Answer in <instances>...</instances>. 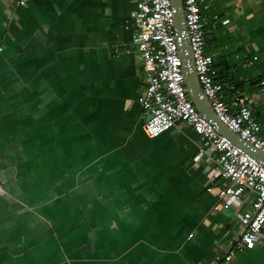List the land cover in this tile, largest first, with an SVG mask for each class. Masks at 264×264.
I'll list each match as a JSON object with an SVG mask.
<instances>
[{
    "label": "crops",
    "instance_id": "1",
    "mask_svg": "<svg viewBox=\"0 0 264 264\" xmlns=\"http://www.w3.org/2000/svg\"><path fill=\"white\" fill-rule=\"evenodd\" d=\"M133 9L0 0V264H202L239 237L200 135L181 121L144 132L143 62L122 46ZM203 15L223 81L254 97L264 135V0H211ZM232 264H264V230Z\"/></svg>",
    "mask_w": 264,
    "mask_h": 264
},
{
    "label": "built area",
    "instance_id": "2",
    "mask_svg": "<svg viewBox=\"0 0 264 264\" xmlns=\"http://www.w3.org/2000/svg\"><path fill=\"white\" fill-rule=\"evenodd\" d=\"M210 1L183 0L184 30L180 34L175 26L172 0H133L131 18L137 32L132 42L122 46L136 45L143 62L147 86L138 102L145 112L143 129L146 135L158 137L175 127L178 121L188 124L202 138L198 158L210 157L216 173L227 180L219 194L230 197L236 204L241 232L224 253L202 264H232L237 253L257 245L264 230V161L221 134L212 119L197 109L187 86L181 56L183 39L189 45L187 51L192 55L201 90L220 120L263 152L264 135L252 107L254 97L240 89L231 92L229 82L218 80L216 56L208 51L207 23L203 15V5L209 6ZM24 3L25 0H20V4ZM230 204L223 206L228 208Z\"/></svg>",
    "mask_w": 264,
    "mask_h": 264
},
{
    "label": "water",
    "instance_id": "3",
    "mask_svg": "<svg viewBox=\"0 0 264 264\" xmlns=\"http://www.w3.org/2000/svg\"><path fill=\"white\" fill-rule=\"evenodd\" d=\"M173 5L175 7V26L177 27L180 34H183L184 30V7L183 0H172ZM189 48L188 43L185 39L182 40L181 43V56L184 59V66L186 72V80L187 86L190 92V96L196 105L199 112H201L208 119H212V121L218 126V130L221 134L225 135L229 139H231L235 144L240 146L245 151L249 152L255 158L264 161V152L261 150L255 149L249 143H247L243 138L239 136L238 133L231 130L224 122L220 120L217 114L214 112L210 101L203 94L197 73L194 69L192 55L187 51Z\"/></svg>",
    "mask_w": 264,
    "mask_h": 264
},
{
    "label": "trees",
    "instance_id": "4",
    "mask_svg": "<svg viewBox=\"0 0 264 264\" xmlns=\"http://www.w3.org/2000/svg\"><path fill=\"white\" fill-rule=\"evenodd\" d=\"M216 67L218 68V70H219V75H218V80H220V81H223V80H227V79H225V78H230L229 77V75H228V72H227V70L229 69V66H226V63H225V61L223 60H221V59H219L218 60V62H216ZM254 82H256V81H254ZM244 84H242V83H239V85H237V88H240V90L243 92H245V87L243 86ZM252 86H253V84H252ZM236 90H238V89H235V91ZM234 91V90H233ZM232 92V91H231ZM256 115V117L258 118V114L256 113L255 114ZM259 120V119H258ZM259 121H261V119L259 120ZM159 137V136H158Z\"/></svg>",
    "mask_w": 264,
    "mask_h": 264
},
{
    "label": "rangeland",
    "instance_id": "5",
    "mask_svg": "<svg viewBox=\"0 0 264 264\" xmlns=\"http://www.w3.org/2000/svg\"><path fill=\"white\" fill-rule=\"evenodd\" d=\"M210 36H212L213 37V35H211L210 34ZM207 37V41H208V43H209V46H210V50H213V48H215L214 46L216 45V44H219V43H217V39H214V40H212V38L211 37ZM216 38H219L220 40H227L226 38H227V36H218V35H216ZM45 231H46V237L47 238H49V236H51L50 234V232H49V229L48 228H45ZM43 234H45V232L43 233ZM62 236H64V233L61 231V230H59V231H57V233H56V236H53L52 235V237H55V238H57V237H62Z\"/></svg>",
    "mask_w": 264,
    "mask_h": 264
}]
</instances>
